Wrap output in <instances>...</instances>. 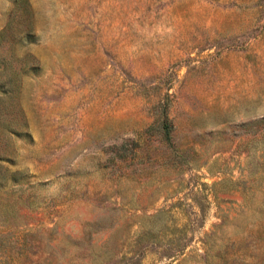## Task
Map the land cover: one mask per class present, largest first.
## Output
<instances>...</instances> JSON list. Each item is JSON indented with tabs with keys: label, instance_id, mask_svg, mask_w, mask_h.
I'll return each instance as SVG.
<instances>
[{
	"label": "rangeland",
	"instance_id": "374dc122",
	"mask_svg": "<svg viewBox=\"0 0 264 264\" xmlns=\"http://www.w3.org/2000/svg\"><path fill=\"white\" fill-rule=\"evenodd\" d=\"M0 264H264V0H0Z\"/></svg>",
	"mask_w": 264,
	"mask_h": 264
},
{
	"label": "trees",
	"instance_id": "16d2710c",
	"mask_svg": "<svg viewBox=\"0 0 264 264\" xmlns=\"http://www.w3.org/2000/svg\"><path fill=\"white\" fill-rule=\"evenodd\" d=\"M163 128L165 130V134H166L165 136H166L167 140H170L171 134H170V129H169V125H168V117L167 116H165Z\"/></svg>",
	"mask_w": 264,
	"mask_h": 264
}]
</instances>
